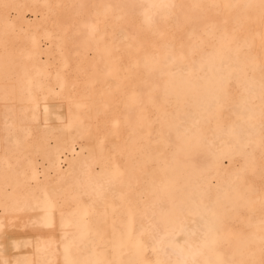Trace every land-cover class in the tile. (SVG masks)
Here are the masks:
<instances>
[{
	"label": "bare ground",
	"instance_id": "6f19581e",
	"mask_svg": "<svg viewBox=\"0 0 264 264\" xmlns=\"http://www.w3.org/2000/svg\"><path fill=\"white\" fill-rule=\"evenodd\" d=\"M261 5L0 0V264H259Z\"/></svg>",
	"mask_w": 264,
	"mask_h": 264
},
{
	"label": "snow or ice",
	"instance_id": "6c2138e0",
	"mask_svg": "<svg viewBox=\"0 0 264 264\" xmlns=\"http://www.w3.org/2000/svg\"><path fill=\"white\" fill-rule=\"evenodd\" d=\"M227 7V6H225ZM262 8H264V0H262ZM262 252H264V250H262ZM193 264H197V262L193 261ZM240 264H243V262H240ZM259 264H264V259H261V261L259 262Z\"/></svg>",
	"mask_w": 264,
	"mask_h": 264
}]
</instances>
